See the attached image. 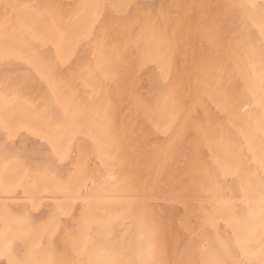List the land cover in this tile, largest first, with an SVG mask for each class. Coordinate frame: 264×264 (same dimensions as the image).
<instances>
[{"label": "bare ground", "instance_id": "6f19581e", "mask_svg": "<svg viewBox=\"0 0 264 264\" xmlns=\"http://www.w3.org/2000/svg\"><path fill=\"white\" fill-rule=\"evenodd\" d=\"M260 2L0 0V264L264 261Z\"/></svg>", "mask_w": 264, "mask_h": 264}, {"label": "snow or ice", "instance_id": "6c2138e0", "mask_svg": "<svg viewBox=\"0 0 264 264\" xmlns=\"http://www.w3.org/2000/svg\"><path fill=\"white\" fill-rule=\"evenodd\" d=\"M243 7L255 8L256 5L255 4L243 5ZM259 7L261 11L264 12V0H261ZM58 159L63 160L64 156L58 154ZM110 179L115 180V177H110ZM28 219L30 221L31 219L30 214L28 215ZM260 228H261L262 239H264V221L261 222ZM19 247L26 249L27 245L25 243H22ZM4 255H5L4 249L0 248V257H4ZM20 255H21V258L17 259L15 254L9 253L7 255V258L4 260V264H36V261L30 258V254L28 251H24ZM224 255L227 257L229 256V253L225 252ZM65 264H92V262L87 261V260L85 261L70 260V261L65 262ZM105 264H112V262H105ZM214 264H237V262L230 260V259H221V260L215 261ZM240 264H244V262L241 261ZM261 264H264V261H262Z\"/></svg>", "mask_w": 264, "mask_h": 264}]
</instances>
